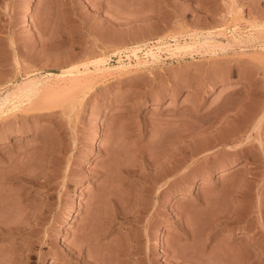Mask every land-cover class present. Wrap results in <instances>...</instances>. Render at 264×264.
Returning a JSON list of instances; mask_svg holds the SVG:
<instances>
[{"label":"rangeland","instance_id":"374dc122","mask_svg":"<svg viewBox=\"0 0 264 264\" xmlns=\"http://www.w3.org/2000/svg\"><path fill=\"white\" fill-rule=\"evenodd\" d=\"M27 3L0 0V264H144L147 239L264 264V0Z\"/></svg>","mask_w":264,"mask_h":264},{"label":"bare ground","instance_id":"6f19581e","mask_svg":"<svg viewBox=\"0 0 264 264\" xmlns=\"http://www.w3.org/2000/svg\"><path fill=\"white\" fill-rule=\"evenodd\" d=\"M35 2H36V0H28L27 6H26V12H27V14L30 13V11L33 9V7H34V5H35ZM35 83H36V82H34V81H26V82L22 83L23 85H21V87L18 86L19 89H20V93H21V95H22V92H27V93H29V94H28L29 96H30V92H31V95H32V92H33V90L35 89V86L37 85V83H36V84H35ZM14 93H15V92H14ZM14 93H13V94H14ZM34 94H35V93H34ZM8 95H9V92L7 93V95L5 94V97H4V98L1 97L0 102H1V101L3 102L5 99H8V98H7ZM16 95H17V94H16ZM18 95H19V94H18ZM23 95H25V94L23 93ZM10 96H11V95H10ZM35 96H36V95H35ZM8 97H9V96H8ZM23 97H24V96H23ZM27 97H28V96H27ZM17 98H18V97H17ZM31 98H32V97H31ZM31 98H30V99H31ZM20 99H21V98H20ZM22 99H23V98H22ZM4 103H5V102H4ZM0 108H1V107H0ZM177 143H178L179 146L181 145V144H179V142H177ZM184 146H185V145H184ZM184 146H183V147H184ZM177 147H178V146H177ZM177 147H176V148H177ZM174 149H175V148H174ZM174 149H173V150H174ZM179 149H182V148L179 147ZM184 149H185V148H184ZM175 150H176V149H175ZM185 150H186V149H185ZM177 151L179 152V150H177ZM182 151H183V150H182ZM170 153H171V152H170ZM175 153H176V152H175ZM179 153H181V150H180ZM182 153H183V152H182ZM162 154H163V153H162ZM172 154H174V153H172ZM165 155L167 156V154H164V156H165ZM174 155H175V154H174ZM178 155H179V154H178ZM161 156H162V155H161ZM164 156H162V158H163ZM166 156H165V157H166ZM170 156H171V155H170ZM170 156H169V157H170ZM165 157H164V158H165ZM167 157H168V156H167ZM167 157H166L165 159H167ZM171 157H172V156H171ZM174 157H176V156H174ZM168 159H169V158H168ZM163 164H164V163H163ZM163 174H164V173H163ZM163 174H162V175H163ZM221 174H223V172H222ZM164 175H165V174H164ZM36 176H37V175H36ZM158 176H160V175H158ZM29 178H30V177H29ZM34 178H36V177H34ZM156 178H158V177H156ZM162 179H163V178H162ZM155 180H156V179H155ZM157 181H158V180H157ZM160 181H161V180H160ZM21 182H22V181H21ZM28 182H29V181H28ZM153 182H154V181H153ZM155 182H156V181H155ZM29 183H30V182H29ZM34 183H35V181H34ZM156 183H157V182H156ZM21 184H23V183H21ZM163 185H164V184H163ZM162 188H163V187H162ZM165 188H166V187H165ZM166 189H167V188H166ZM163 191H164V190L162 189V194H164ZM160 192H161V191H160ZM164 192H165V191H164ZM158 194H159V193H158ZM160 194H161V193H160ZM160 198H161V197H160ZM160 201H161V200H160ZM144 203H145V202H144ZM144 203H143V204H144ZM143 204H142V205H143ZM145 204H146V203H145ZM121 205L123 206V204H121ZM121 205H118V207L121 206ZM142 205L140 204V206H142ZM146 205H147V204H146ZM143 206H144V205H143ZM144 207H145V206H144ZM144 207L141 208L142 210H139L140 212H139L138 215H137L139 221L143 220L142 217L144 218V216H141V215L145 212V210H146V207H145V208H144ZM147 207H148V206H147ZM157 207H158V204H157L156 208H157ZM122 208H123V207H122ZM124 209H125V208H124ZM124 209H123V210H124ZM117 210H118V208H117ZM158 210H159V208L157 209V211H158ZM118 211H119V210H118ZM120 211H122V210H120ZM148 211H149V208L146 210L145 214H146ZM155 211H156V210H155ZM124 212H126V210H125ZM124 212H122V213H124ZM31 213H32V212H31ZM114 213H118V212L116 211V212H114ZM122 213H121V214H122ZM126 213H127V212H126ZM148 213H149V212H148ZM154 213H155V212H154ZM158 213H160V212H158ZM27 214H28V213H27ZM27 214H26V215H27ZM118 214H119V213H118ZM145 214H143V215H145ZM156 214H157V213H156ZM31 215H33V214H31ZM35 215H36V214H35ZM124 215H126V214H124ZM157 215H158V214H157ZM157 215H156V218H157ZM28 216H30V215H28ZM28 216H26V217H27V221H28ZM135 216H136V215H135ZM135 216H134V217H135ZM151 216H154V214L151 215V213H150V217H151ZM227 216H229V214H228ZM231 216H232V214H231ZM35 217H36V216H35ZM35 217H34V218H35ZM73 217H74V213H73L72 210H70V211L68 212L67 219L71 220ZM121 217H122V216H121ZM126 217H127V216H126ZM137 217H136V219H137ZM145 217H146V216H145ZM154 217H155V216H154ZM233 217H234V215H233ZM236 217H237V216H236ZM114 218H115V217H114ZM119 218H120V217H119ZM122 218H123V217H122ZM227 218H228V217H227ZM24 219H25V218H24ZM32 219H33V218H32ZM32 219H31V220H32ZM228 219H230V218H228ZM228 219H227V220H228ZM233 219H234V218H233ZM235 219H236V218H235ZM235 219H234V220H235ZM237 219H238V217H237ZM33 220H34V219H33ZM138 220H137V221H138ZM230 220H231V222L234 221V220H232V219H230ZM20 221H21V220H20ZM24 221H25L24 223H26V224L29 222V221L26 222V220H24ZM139 221H138V222H139ZM18 222H19V221H18ZM224 222H225V225H226V220H225ZM229 222H230V221H229ZM238 222H239V221H238ZM238 222H236V223H238ZM22 223H23V222H22ZM34 223H35V222H34ZM26 224H25V227H26ZM223 224H224V223H223ZM223 224H222V225H223ZM229 224H230V223H229ZM20 225H23V224H20ZM31 225H32V224H31ZM31 225H30V226H31ZM227 225H228V221H227ZM148 226H149V225L145 226V230H144V231H145V235H146V237H147V238H149V237L151 238V235H150V233H149L150 231H149V227H148ZM150 226H151V225H150ZM152 226H153V225H152ZM4 227H5V226H4ZM6 227H7V226H6ZM9 227H10V226H9ZM9 227L7 228L8 230L6 229L5 232L8 231V233L11 234V233H12V232H11V227H10V232H11V233L9 232ZM16 227H17V230H18L19 227H18L17 224L14 225V228H16ZM23 227H24V225H23ZM25 227L23 228L24 230H26L27 228L30 230L29 227H27V228H25ZM32 227H33V226H32ZM32 227H31V228H32ZM34 227H35V226H34ZM229 227H230V226H229ZM21 228H22V227H20V229H21ZM150 228H151V227H150ZM234 228H236V227H234ZM237 228H238V227H237ZM23 229H22V230H23ZM83 229H84V228H83ZM83 229H82V230H83ZM3 230H4V228H3ZM29 230H28V234L30 233ZM84 230H85V229H84ZM152 230H153V229H152ZM223 230H224V229H223ZM0 231H1V230H0ZM14 231H16V229H14ZM19 232H20V230H19ZM22 232H23V231H22ZM22 232H21V233H22ZM24 232H25V231H24ZM31 232H32V230H31ZM3 233H4V232H3ZM14 233H16V232H14ZM26 233H27V231L24 233L25 236H26ZM80 233H81V232H80ZM80 233H79V234H80ZM6 234H7V233H6ZM22 234H23V233H22ZM28 234H27V235H28ZM30 234H31V233H30ZM33 234H34V233H33ZM185 234H186V233H185ZM31 235H32V234H31ZM31 235H30V236H31ZM80 235H81V234H80ZM149 235H150V236H149ZM239 235H240V234H239ZM30 236H29V237H30ZM84 236H85V233H84ZM137 236H140V235H137ZM1 237H2V236H1ZM5 237H6V236H5ZM32 237H33V235H32ZM32 237H31V238H32ZM80 238H83V237L81 236ZM147 238H145V239H147ZM236 238H237V237H236ZM239 238H240V237H239ZM6 239H7V238H6ZM32 239H33V238H32ZM83 239H84V238H83ZM135 239H136V238H135ZM137 239L139 240V237H138ZM137 239H136V240H137ZM159 239H160V241H163V240H164V237H163L162 234H160ZM84 240H85V239H84ZM32 241H34V242L36 243L35 240H32ZM139 241L141 242V239H140ZM146 241H147V244H146V247H145L144 251H141V250H143V249H142L143 247H142V248L140 247V249H139V247H137V250L135 249V246H139V245H140V244H139L140 242L136 243L135 246H134V244H133V246H134L133 249H135V251L132 249V250H133V254H134L135 256H136V255L139 256V257L141 256V257L144 259V264H155L154 261H156V260H153V255H155V254H153V253H154V251L152 250L153 248H151V246L148 244V242H149L148 239H147ZM30 242H31V240H30ZM136 242H137V241H136ZM31 243H33V242H31ZM35 243H34V244H35ZM78 243H79V242H78ZM132 243H133V242H132ZM149 243H150V242H149ZM239 243H240V242H239ZM12 244H13V242H12ZM34 244H28V246H26V249L24 248V250H26L27 252H32V251H33V248H34ZM83 244H84V242H83ZM137 244H138V245H137ZM18 245H19V244H18ZM23 245H24V244H23ZM77 245H78V244H77ZM80 245L82 246V243H81ZM131 245H132V244H131ZM180 245H181V244H179V246H180ZM242 245H243V243H242ZM72 246H73V245H72ZM74 246H75V245H74ZM74 246H73L72 248L69 247V248H66L65 250L59 252V255H58V256H59V257H60V256H65V257H68V258L73 259V260H78L77 258H82V259L85 258L86 261H87V260H88L87 257H86V256H87V254H86L87 252L84 253V251L81 250L82 247H80L79 245H78V246L80 247V249L77 248V247L74 248ZM176 246H178V244H177ZM179 246H178V247H179ZM182 246H183V244H182ZM17 247H19V246H17ZM174 247H175V246H174ZM178 247H176V248H178ZM243 247H245V246H243ZM14 249H15V248H14ZM20 249H21L22 252H23V249L21 248V246H20ZM180 249H181V246H180ZM241 249H242V248H241ZM132 250H131V248H130V252H131ZM168 250H169V249H168ZM176 250H178V249H176ZM244 250H245V249H244ZM14 251H15V250H14ZM19 251H20V250H19ZM126 251H129V250L126 249ZM166 251H167V250H165V252H166ZM190 251H191V250H190ZM190 251H189V252H190ZM241 251H243V250H241ZM16 252L18 253L17 250H16ZM24 252H25V251H24ZM130 252L127 253L126 255H128V254L130 255V254L132 253V252H131V253H130ZM176 252H178V251H176ZM13 253H15V252H13ZM13 253H12V256H14ZM70 253H73V254H70ZM123 253H125V251H124ZM191 253H193V252H191ZM201 253H202V252H201ZM57 254H58V253H57ZM119 254H121V253H119ZM176 254H178V253H176ZM189 254H190V253H189ZM197 254H198V252L195 251L194 255H197ZM19 255H20V252H19L18 256H19ZM28 255H29V253H28ZM88 255H89V254H88ZM111 255L113 256L114 254H109V256H111ZM126 255H125V256H126ZM131 255H132V254H131ZM142 255H143V256H142ZM192 255H193V254H192ZM199 255H200V254H199ZM202 255H203V254H202ZM22 256H23V254H22ZM75 256H76V257H75ZM90 256H91V255H90ZM107 256H108V255H107ZM107 256H106V258H107ZM125 256H124V257H125ZM26 257H27V256H26ZM113 257H116V256H113ZM117 257L119 258V256H117ZM117 257H116V258H117ZM132 257H133V256H132ZM139 257H137V259H139ZM172 257H173V256H172ZM183 257H184V256L181 257V255H180V253H179V254L176 255L173 259L179 260L180 262H174V263H173V262L171 261L172 264H182V262H181L180 259L184 260ZM185 257H186V259L189 258L188 256H185ZM15 258H16V256H15ZM21 258H22V257H21ZM27 258H29V257H27ZM88 258H91V257H88ZM104 258H105V257H104ZM106 258H105V259H106ZM116 258H115V259H116ZM142 258H141V259H142ZM196 258H197V256H196ZM196 258L194 257L195 260H196ZM12 259H14V258L12 257ZM101 259H102V261H104V262H103L104 264L107 263V261H109L108 264H115V263L113 262L114 259L111 258V257H110V259H112V262L109 260V258H107L108 260H106V262H105V260H103V257H102ZM119 259H121V258H119ZM125 259H126V258H125ZM171 259H172V258H171ZM173 259H172V260H173ZM192 259H193V257H192ZM18 260H19V259H17V261H18ZM20 260H21V259H20ZM20 260H19V261H20ZM98 260H99V259H98ZM188 260H189V259H187L186 261L188 262ZM195 260H194V261H195ZM197 260H199V259H197ZM14 261H15L14 263H17L16 260H14ZM25 261H26V259H25ZM25 261H24V262H25ZM78 261H79V260H78ZM115 261H116V260H115ZM124 261H125V260H124ZM194 261L191 260V258H190V262H191V263L194 262ZM12 262H13V260H12ZM24 262H23V263H24ZM99 262H100V261H99ZM138 262H139V261H138ZM138 262H137V263H138ZM141 262H142V264H143V261H141ZM184 262H185V261H184ZM187 262H185V264H186ZM190 262H189V263H190ZM14 263H13V264H14ZM23 263H22V264H23ZM117 263H118V262H117ZM156 263H157V262H156ZM18 264H19V262H18ZM20 264H21V261H20ZM135 264H136V263H135ZM183 264H184V263H183ZM192 264H193V263H192Z\"/></svg>","mask_w":264,"mask_h":264}]
</instances>
